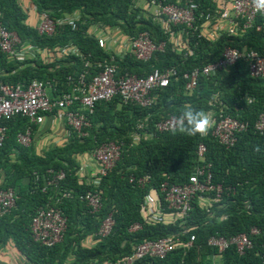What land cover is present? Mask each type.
<instances>
[{"label":"trees","instance_id":"1","mask_svg":"<svg viewBox=\"0 0 264 264\" xmlns=\"http://www.w3.org/2000/svg\"><path fill=\"white\" fill-rule=\"evenodd\" d=\"M38 13L47 12L52 18L79 14L77 27L67 23L57 25L52 34H41L27 22L28 12L20 0H0V21L21 38V45L51 52L36 54L23 60L0 53V72L3 82L26 87L33 79L49 81L51 97H59L71 89L80 76L87 79L101 68L95 61L111 58V53L100 47L90 27H118L131 36L148 31L163 49L153 52L147 61L128 54L119 58L123 72L146 76L155 68L176 67L181 73L217 61L226 47L248 48L264 52V30L257 25L250 28L222 32L216 39L189 32L180 44L164 31L162 24L150 18L142 0H31ZM176 2L178 0H169ZM189 0H181L185 4ZM198 24L202 12L214 11L217 0H193ZM77 50L81 55H77ZM90 65L86 66V63ZM181 77L152 93V104L142 106L125 103L120 96L99 101L91 109L81 108L91 125L82 135L66 125L68 138L61 144L40 149L39 125L29 118L16 116L6 120V138L0 149V186L12 187L17 195L16 205L0 215V250L13 244L29 264H104L131 255L138 244L170 234L187 240L196 235L193 246L169 252L164 258L144 257L134 264H264V130L255 128L264 113V76L252 77L248 62L241 59L214 75L199 77L198 86L189 91ZM185 105L219 115L221 112L249 121L247 130L238 133L233 146L221 144L210 132L188 135L180 132L159 131L156 123L172 115L180 116ZM73 108L77 109L78 104ZM31 125L32 141L24 145L18 138ZM47 133V132H46ZM41 138V137H40ZM117 142L121 155L106 175L98 174L99 181L80 172L83 155L106 142ZM204 142L206 160L212 164L213 183L224 191L218 201L213 192L196 196L193 209L184 219H174L168 208L161 183L181 184L188 179L199 163L198 147ZM65 175L55 184L49 180L53 172ZM150 176L145 185L139 179ZM99 190L103 206L92 212L85 196ZM153 190L159 196L160 219L149 218L147 199ZM57 206L67 217L63 240L51 246L36 241L31 221L40 207ZM112 213L115 224L107 236L97 233L105 217ZM172 214V215H171ZM140 222L141 229L130 227ZM252 247L239 254L235 246L223 252L209 244L213 235L232 237L249 233ZM92 239L88 241L89 239Z\"/></svg>","mask_w":264,"mask_h":264},{"label":"built area","instance_id":"2","mask_svg":"<svg viewBox=\"0 0 264 264\" xmlns=\"http://www.w3.org/2000/svg\"><path fill=\"white\" fill-rule=\"evenodd\" d=\"M143 7L147 10L150 18L159 21L164 31L180 44L185 35L189 32H199V36H206L208 39H216L222 32H235L238 29H247L254 25L258 17L264 13L257 11L253 0H217L214 11L202 12L204 20L199 25L195 11L198 4L193 0L181 4L169 0H142ZM37 12L36 6H33ZM39 22L36 25L41 34H52L57 25L67 23L73 29L77 27L79 14L66 15L64 18H52L49 13H38ZM264 30V21L257 25V30ZM90 35L95 36L100 47L111 53V58L105 61H95V66L101 70L87 79L86 73L82 74L79 80L73 84L71 89L59 97H51L49 88L51 83L41 79H33L26 87L15 86L1 80L0 72V149L6 138L5 121L16 116L27 117L37 125L45 122L46 116L51 115L56 121L69 125L85 135L84 128L91 125L81 108L91 109L99 101H108L115 96H120L125 103H137L147 106L153 103L152 93L166 87L172 80L182 78L185 80V87L192 91L198 86L201 75H214L220 70L227 69L241 59L248 62L249 72L252 77L264 76V52L250 50L248 48L226 47L222 57L202 68H194L191 71L181 73L176 67L155 68L146 76H138L130 72H123L119 66V58L129 56L147 61L157 49H163L165 42L157 45L148 31H142L138 35L126 34L118 27H104L93 25L90 27ZM33 47L28 44L21 45V38L15 31L8 30L0 21V53L9 54L12 58L23 60L29 56ZM35 49V48H34ZM37 50V49H36ZM39 50V49H38ZM77 55H81L74 50ZM43 56L51 52L46 49L41 51ZM90 62L86 63V66ZM78 104V108H73ZM214 124L210 132L221 144L230 147L237 141L238 133L249 128V121L239 119L230 114L220 113L215 115ZM179 128V116L172 115L169 118L156 123L159 131H170ZM257 130H264V113L259 116L255 123ZM68 131V130H67ZM207 132V133H208ZM32 127L29 125L25 132H20L18 138L24 145H29ZM69 131L67 133L68 138ZM207 147L201 142L198 147L199 164L190 174L188 179L181 184L164 181L161 183L160 192L163 194L168 208L173 210L174 219L186 218L193 209V200L196 196L214 193L213 201H218L224 191L222 185L213 183L212 164L206 160ZM93 158L99 169L94 175V181H99L98 174L106 175L113 168L121 155V146L117 142H106L87 153ZM53 172V171H51ZM80 172H83V167ZM50 184H55L64 177L63 172H53ZM150 181V176L139 179V184L145 186ZM16 192L12 187L0 186V215L10 212L16 205ZM91 208L92 212L99 211L103 206L102 195L99 190L89 191L82 196ZM162 208L151 214L149 218L160 219ZM113 214H108L102 222L98 231L99 236L109 235L114 227ZM140 222L130 227L131 231L141 229ZM67 228V217L57 206L40 207L31 221V231L36 241L53 245L63 240ZM259 233L254 227L249 233H241L232 237L213 235L209 244L223 252L230 246H235L239 254H244L252 247L251 235ZM196 235L192 234L189 239L182 240L179 235L170 234L158 239L148 240L137 245L135 251L122 259L109 261L104 264H134L144 257L164 258L169 252L177 249H188L193 246ZM264 263V245H263Z\"/></svg>","mask_w":264,"mask_h":264},{"label":"crops","instance_id":"3","mask_svg":"<svg viewBox=\"0 0 264 264\" xmlns=\"http://www.w3.org/2000/svg\"><path fill=\"white\" fill-rule=\"evenodd\" d=\"M20 3L24 10L28 12L27 22L33 26L37 25L39 22V15L37 14L34 6V3L31 0H20ZM40 50H36L34 48L29 52L28 57H35L36 54H41ZM39 130L43 131L44 135L39 133L38 136V146L40 149L47 148L49 146H54L56 144H61L65 142L67 139V128L66 125L56 121L53 116H46L45 122L39 125ZM47 132V133H46ZM41 137V138H40ZM80 162L83 167V173L86 176L94 178V175L97 173L99 169L98 163L93 160V158L89 157V155L85 154L80 159ZM153 192H155L153 190ZM152 192V193H153ZM151 193V194H152ZM151 194L147 199V212L145 214H154L158 211L160 207L159 196L155 192L154 199H151ZM173 214V213H172ZM171 214V215H172ZM92 240L91 238L88 240ZM0 264H29L27 260L19 253V251L14 247L13 244H9L3 249L0 250ZM100 264V263H95Z\"/></svg>","mask_w":264,"mask_h":264},{"label":"clouds","instance_id":"4","mask_svg":"<svg viewBox=\"0 0 264 264\" xmlns=\"http://www.w3.org/2000/svg\"><path fill=\"white\" fill-rule=\"evenodd\" d=\"M257 11L264 13V0H253ZM214 124L213 115L203 109L185 105L179 116V131L188 135H205ZM177 130L175 127L172 129Z\"/></svg>","mask_w":264,"mask_h":264},{"label":"rangeland","instance_id":"5","mask_svg":"<svg viewBox=\"0 0 264 264\" xmlns=\"http://www.w3.org/2000/svg\"><path fill=\"white\" fill-rule=\"evenodd\" d=\"M155 192H153L152 194H151V199H154V197H155V194H154Z\"/></svg>","mask_w":264,"mask_h":264}]
</instances>
